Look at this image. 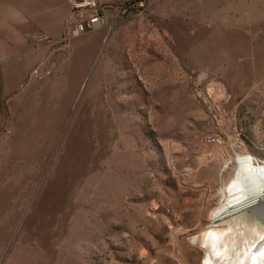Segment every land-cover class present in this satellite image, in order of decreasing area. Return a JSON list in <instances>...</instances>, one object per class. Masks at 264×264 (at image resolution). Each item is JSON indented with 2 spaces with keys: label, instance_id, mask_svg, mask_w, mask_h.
I'll return each mask as SVG.
<instances>
[{
  "label": "rangeland",
  "instance_id": "1",
  "mask_svg": "<svg viewBox=\"0 0 264 264\" xmlns=\"http://www.w3.org/2000/svg\"><path fill=\"white\" fill-rule=\"evenodd\" d=\"M143 1L61 118L55 163L15 182L0 264H208L195 239L236 164L264 166V0Z\"/></svg>",
  "mask_w": 264,
  "mask_h": 264
},
{
  "label": "crops",
  "instance_id": "2",
  "mask_svg": "<svg viewBox=\"0 0 264 264\" xmlns=\"http://www.w3.org/2000/svg\"><path fill=\"white\" fill-rule=\"evenodd\" d=\"M76 1L0 0L1 212L8 205L12 210L20 187L15 182L30 180V165L55 163L61 118L78 114L79 87L88 82L109 40L118 45L125 19L139 17L127 13L138 11L141 0H99L112 6L107 22L86 36L66 39Z\"/></svg>",
  "mask_w": 264,
  "mask_h": 264
},
{
  "label": "bare ground",
  "instance_id": "3",
  "mask_svg": "<svg viewBox=\"0 0 264 264\" xmlns=\"http://www.w3.org/2000/svg\"><path fill=\"white\" fill-rule=\"evenodd\" d=\"M235 169L228 199L214 214L216 230L195 242L211 250L208 264H264V166L248 158Z\"/></svg>",
  "mask_w": 264,
  "mask_h": 264
},
{
  "label": "built area",
  "instance_id": "4",
  "mask_svg": "<svg viewBox=\"0 0 264 264\" xmlns=\"http://www.w3.org/2000/svg\"><path fill=\"white\" fill-rule=\"evenodd\" d=\"M130 3L131 0H126ZM138 8V9H137ZM145 8L143 0L136 2V10H129L127 14L135 15L142 14ZM112 10V6L104 4L99 0H77L67 18L65 28L66 39L84 36L94 32L102 24L107 22V15ZM44 38H39L38 41H44ZM35 74L39 77L40 73L37 71Z\"/></svg>",
  "mask_w": 264,
  "mask_h": 264
}]
</instances>
